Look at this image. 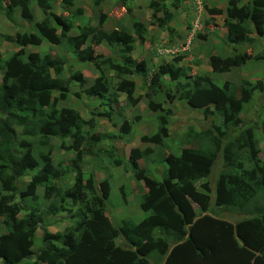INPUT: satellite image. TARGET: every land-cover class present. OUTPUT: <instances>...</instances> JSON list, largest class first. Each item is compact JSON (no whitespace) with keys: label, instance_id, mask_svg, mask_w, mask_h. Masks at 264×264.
Segmentation results:
<instances>
[{"label":"trees","instance_id":"trees-1","mask_svg":"<svg viewBox=\"0 0 264 264\" xmlns=\"http://www.w3.org/2000/svg\"><path fill=\"white\" fill-rule=\"evenodd\" d=\"M30 1L0 0V10L6 16L11 17L18 10L20 18L38 30V34L26 32L3 36L6 42L19 49L6 59L4 82L0 84V218L6 231L0 235L2 264H149V255L142 248L146 246L150 251L159 252L169 241L171 249L163 264H264V245L256 249L261 238L264 240V204L258 203L256 208L248 209L257 195L264 197V166L256 158V126L240 127L243 107L251 101L259 84L247 89L229 82L220 86L209 78V73L191 77L188 73L190 68L180 66V57L154 66L151 59L136 63L130 54L123 59H114L115 62L101 55L96 58L93 50H82L88 41L95 45L105 43L118 49L120 56V53L130 52L137 43L153 45L155 37L148 39L155 23L158 29L169 33L167 42L170 43L174 34L169 26L173 15L167 7L178 9L181 0H146L151 11L148 23L131 22L129 28L110 32L79 25L76 17L68 12L64 15L52 12L49 0H34L42 14L37 22ZM101 1L96 0L95 5ZM117 1L131 11L127 0ZM62 3L71 5L72 0H62ZM214 6L207 11L206 16L210 17L205 26L207 28L210 23L221 20L229 45L222 49L224 56H209L211 73L226 74L252 61L262 62L264 51L255 56L249 49L258 48L264 39V0H227L222 10ZM71 32L76 35L69 36ZM43 41L53 46L66 41L79 63L92 64L97 70L102 65L117 76L144 77L147 74L151 80L148 89L154 97L164 95V101L168 102L179 100L186 111L212 110L221 121L222 127L211 124L207 130L197 134L194 145L183 149L178 156L167 155L162 161L166 168L161 181L146 177L148 174L139 170L136 161L141 159V154L132 150L135 177L141 181V188L143 185L140 210L144 218L139 223L124 220L118 227L109 220H95L93 215L103 204L94 193L92 176L84 181L83 176L75 171L71 186L66 187L62 184L68 179L66 175L72 173V168L69 171L57 169L48 152H40L38 157L27 155L38 147L51 148L53 142H59L60 149L65 151L89 149L83 141L84 135L87 143L99 141L92 133L93 119L85 120L72 109L57 108L58 102L69 93V87L60 78L65 72L64 61L49 55L36 59L27 57V50L40 46ZM196 61L194 58L193 62ZM168 79L176 89H161L159 82ZM70 81L79 84L76 97L80 98L84 92L88 98H100L92 115L104 111L102 106H109L104 102L109 86L102 75L89 86L78 72L72 73ZM180 81L183 83L178 87ZM133 89V83H125L128 100H131ZM148 108L152 112L163 111L153 102L148 103ZM168 115H171L170 111ZM76 125L87 126L89 131L80 129L73 133ZM123 128L129 133L126 125ZM233 131L239 132L234 138ZM71 137L72 144H66L65 141ZM167 138L166 121L160 117L158 133L142 141L160 146ZM225 142L227 144L223 145ZM241 150L249 154V167H245L236 155ZM218 155L225 170L215 183V204L237 209L247 216L248 219L236 226L207 215L197 217L187 198L195 183L210 175ZM26 173L31 176L29 188H44L43 199L48 202V215L64 211L63 205L69 207L66 211H71L81 204L72 213L71 226L63 233H42V247L35 254L31 250L33 237L41 221L36 210L24 207L26 193L17 187L18 180ZM54 183L62 184L59 187ZM163 202L169 203L172 209L166 213L154 212ZM20 214L24 215L19 218Z\"/></svg>","mask_w":264,"mask_h":264},{"label":"rangeland","instance_id":"rangeland-1","mask_svg":"<svg viewBox=\"0 0 264 264\" xmlns=\"http://www.w3.org/2000/svg\"><path fill=\"white\" fill-rule=\"evenodd\" d=\"M95 1L96 0H72L71 5H65L62 3V0H49V4L54 13L64 15L65 12H68L73 15V17H76V23L79 25L82 24L95 30H103L105 32L129 28L131 22L141 21L148 23L151 19L149 15L151 14V11H149L148 2L146 0H135L136 2H132V4L131 0H127L126 4L131 7V11H129L127 7L122 6L117 0H102L98 5H95ZM185 1L186 0H181L180 9L183 7V9L187 11L188 18L185 17L184 11L176 12L177 9H175V12H172L170 10V12L178 14L175 19V28L177 31H174V38L172 36L173 39H171L173 46H178V48L173 47L175 49L172 50L178 55H176L177 57L182 58L180 66L191 69V71L189 69L188 72L191 77L196 76L198 73L201 75L209 73V78L220 86L225 82H229L245 86L247 89L253 85L259 84V88L252 95L251 101L243 107L241 113L242 123L240 127L248 124L256 126L254 130L255 148L257 151L256 158L258 159V163L264 166V60L258 63L252 61V63L242 66L241 68L233 69L226 74L219 75L211 73L208 65L209 56H224L222 49L225 45H229V43L227 42V39H225L227 37L224 38V36L219 35L218 30L215 33V36H211L213 39L212 43L202 40L201 36H204L205 32L208 31V28L205 26V22L208 20L206 15L208 14L207 11L214 6L212 4H217V6L214 7H216L217 10H222L227 0H204L203 4L206 5L203 6V9L206 8V10H204L205 12H196L198 13V17L194 10L191 7H188ZM30 7L36 15L37 22L40 21L42 14L34 0L30 1ZM167 10L169 9L167 8ZM191 16L194 17L191 18ZM192 29L194 30L192 43L188 46V49L186 48L184 50L185 46L188 44L186 40L191 35V31L189 30ZM183 30L186 33H182ZM26 32L38 34L36 26L25 23L20 18L18 10H15L11 17L6 16L3 11L0 10V84L4 82V63L6 59L19 49L15 44L6 42L3 39V36H12L16 33ZM150 33L151 35L148 41L152 40L153 36L156 40L155 34L162 35L161 38H159L161 42H163L164 39L167 41L168 36H163V33L166 34V32L158 29L156 23ZM209 33L210 35H213L211 32ZM74 35H76L75 32L69 34V36ZM155 40L152 42L153 45L149 42H146L143 45L137 43L132 47L130 52L120 53L121 57L119 56V51L117 52L118 49L110 48L105 43H101L97 46L92 41H88L82 50H93V54L96 58L101 55L103 57L112 58L113 60L118 58L123 59L130 54L136 63L141 62L142 59H151L153 65L155 64L154 66H158L166 60L171 61L176 57L173 56V58H171V56H169L170 54L165 53L159 57L157 55L158 50H166L161 48V46H165V43L157 44ZM193 40L195 41L193 42ZM262 41L261 46L258 48L249 49L251 55L253 54L256 56L260 54L261 51L263 53L264 39ZM169 42L171 44V41ZM170 44H168L169 47L171 46ZM27 51V57L30 59L49 55L54 59H61L64 61L65 72L60 78L63 83L69 87L70 93L67 94L65 99L58 102L57 108L60 109L65 107L76 110L85 120L92 119L90 112L98 104V100L93 99L90 101L84 96H81V98L76 97V88L79 85L76 82H71L70 76L72 73L74 74L77 72L82 74L86 80V86L90 85L99 75H102L107 79V84L109 86L107 95L112 96L113 98L111 102L112 105H110V111H112L113 115L108 121L101 118L98 120L93 119L94 129L92 133L95 134L98 132L103 136V139H101L99 143H87V137L84 135L83 141L88 144L87 146L89 149L82 148L77 151H65L60 149L59 142H53L51 148L38 147L29 151L27 154H32L35 157H38L40 152H43L44 154L48 152L51 162L57 169H66L69 171V169L72 168V173L66 175V178L68 179L65 180V183L63 182L64 184L61 183L66 187L71 186V180L73 179L75 171L83 176L84 181L89 179V176H92L94 193L96 194L97 199L100 201L102 200L101 202L103 204L101 209L93 215L95 220H109L114 226L119 227L124 220L137 224L144 218V215L140 210V203L143 200V185L141 188V181L137 180L135 177L136 171L131 165V150L140 149L141 159L139 161V166L144 174L148 173V175L145 176L161 180L163 176L161 170L164 168V165L161 166L162 168H159L160 164H158V160H162L168 154L178 155L182 148L189 147L191 144L194 145V139L197 134L207 130L211 124H216L217 126L222 127L221 121L215 117L212 110L205 112L193 110L184 113V110L181 109L176 117L171 115L166 116V126L168 131L172 132L174 127L183 125L184 123L186 125L192 124L190 127L192 130L181 131L176 137V141H174L175 139H164L160 146L144 143L141 141L143 138H151L158 133V119L164 115V113H158L155 114L157 116L155 117V115L147 109V104L150 101L155 100L154 102L161 103L165 100L164 95L154 97V94L149 91L148 84L150 76L146 79L117 76L102 65H100V69L97 70L92 64L79 63L66 41H63L59 46H53L47 41H43L40 46L30 47ZM193 58H197L198 61L194 63L191 61ZM128 80L132 81L135 85V95L141 96L140 104L138 105L129 102L125 97L124 85ZM182 83L183 81H180L178 87H180ZM158 85L162 87V90L166 91L174 88L176 89V87L173 88L174 85L169 80L166 82H159ZM188 119L190 121H188ZM123 123H127L130 129L128 134L130 136L126 138H124L125 136L123 137L125 134L119 130ZM80 129L84 130V132L89 131L87 126L79 127L76 125L73 133H76V130L80 131ZM238 133V131H233L232 138L238 135ZM65 142L70 145L73 142V138L71 137ZM225 144H227V142L223 145ZM236 155H239L240 160L243 161L245 167L250 166L248 160L249 154L246 150L238 151ZM224 170L225 166L223 160L221 156L218 155L212 168L211 175L208 178L195 183L189 191L187 198L191 202L192 208L197 215L205 212V215L208 216L210 213L220 220L239 225L241 221L247 218V216L215 207V183L219 174ZM30 179V173H26L23 178L18 180L17 187L19 191L26 193L23 200L24 207L36 210L37 216L41 221L38 225V230L33 237L32 252L35 254L42 247V233H63L67 227L71 226L72 213L76 208L79 209L81 204H78L77 207H73L74 209L71 211H66L69 207L63 205V208H66L64 211H58L53 215H48L46 213L48 202H45L43 199L44 188L35 187L34 190L29 188ZM54 184L61 187V184ZM258 203L264 204V197L260 194L257 195L256 200H253L250 203L249 209L256 208ZM171 209L172 207L169 203L163 202L155 208L154 212L166 213ZM23 215L24 214H20L19 218ZM5 233L6 231L2 224V219L0 218V235ZM169 243L170 241L159 252L150 251V248L146 246L142 248L146 255H149V264H163L171 249ZM263 245L264 240L261 238L256 249ZM166 250L168 252H166ZM0 264H2L1 261Z\"/></svg>","mask_w":264,"mask_h":264},{"label":"clouds","instance_id":"clouds-1","mask_svg":"<svg viewBox=\"0 0 264 264\" xmlns=\"http://www.w3.org/2000/svg\"><path fill=\"white\" fill-rule=\"evenodd\" d=\"M34 13V12H33ZM34 17H35V19H36V15L34 14ZM41 17H42V15H41ZM37 21V20H36ZM39 22V21H38ZM37 47V46H36ZM168 54V51H166V50H161V49H159L158 50V53H157V55L159 56V57H161V55L162 54ZM236 69V68H235ZM82 75V74H81ZM83 76V75H82ZM129 76V78H140V79H142V78H144V79H146V78H148L149 76H147V74L146 75H144V77H142V76H130V75H128ZM127 75H126V77H128ZM99 76H97L94 80H96L97 78H98ZM93 80V81H94ZM169 80V79H168ZM92 81V82H93ZM151 81V80H150ZM150 81H149V84H150ZM92 82H91V84H92ZM127 82H131V83H133L132 81H130V80H128ZM126 83V82H125ZM90 84V85H91ZM149 84H148V87H149ZM79 85V84H78ZM133 85H134V83H133ZM89 86V85H88ZM79 87V86H78ZM78 87L76 88V92H77V90H78ZM124 88H125V85H124ZM86 88L84 87V90H85ZM134 89H135V85H134ZM133 89V93H132V96H131V100H128V98L126 97V91H125V97H126V99L129 101V102H132V101H135L136 103L134 104L133 102V104L134 105H138V104H140V97L141 96H136L135 95V90ZM173 90V89H172ZM69 93H70V90H69ZM68 93V94H69ZM67 96V95H66ZM82 96H84V97H86L88 100H93V99H96V100H98V104L95 106V107H97L98 105H99V103H100V98H97V97H93V98H88L85 94H84V92H83V94H82ZM107 96V98L104 100V102L105 103H109V106L108 107H104V106H102L101 108H104V111H99L98 112V114L97 115H91L92 114V111L95 109V107H94V109L90 112V116L92 117V119H99V118H101V119H103V120H106V121H108V120H110L111 119V117H112V115H113V113H112V111H110V109H111V106L110 105H112L111 104V102H112V100H113V98H112V96H109V95H106ZM81 98V97H80ZM155 100H153V101H150V102H153V103H155V104H158V105H160L161 107H162V112H160V111H156V112H152L149 108H148V104H147V109H148V111H150V112H152L154 115L155 114H161V113H164V115H162L161 117L162 118H164L165 119V121H166V123H167V120H166V116H170V115H168V111H170L171 112V116H173V117H176V115L177 114H179L180 113V111H181V109L182 110H184L183 109V106H182V103H180L179 102V100H175L174 102H168V101H164V102H161V103H156V102H154ZM65 108V107H64ZM68 109H70V108H68ZM76 111V110H75ZM194 111H196V110H194ZM188 112V111H187ZM184 113H186V110H184ZM155 117H157L156 115H155ZM180 117V116H179ZM178 118V117H177ZM158 121H159V119H158ZM188 121H190L189 119H188ZM184 123V122H183ZM193 123V122H192ZM97 125H100V124H97ZM127 126V128L129 129V126H128V124L127 123H123L122 124V126L120 127V131L123 133V134H125V135H123V137L124 138H126V137H129L130 135H128L129 133L128 132H125L124 131V126ZM167 125V124H166ZM191 125L192 124H183V125H178V126H176V127H174V130L172 131V132H170V131H168V128H167V126H166V130H167V135H168V138L167 139H175L174 141H176L177 139H176V137L178 136V134L181 132V131H183V130H187V128H190L191 127ZM121 132H120V134H121ZM129 132H130V129H129ZM172 133V134H171ZM95 137L99 140L98 141V143L101 141V139H103L102 137L103 136H101L98 132H96L95 133ZM122 137V138H123ZM153 137V136H152ZM142 141V140H141ZM143 142V141H142ZM151 144V143H150ZM157 146V145H156ZM185 148H187V147H184V148H182L180 151H179V154L181 153V151L183 150V149H185ZM133 150H137L138 152H139V154H141V152H140V149H133ZM130 152H132V150L130 151ZM178 154V155H179ZM169 155V154H168ZM174 155V154H173ZM178 155H175V156H178ZM131 158H132V154H131ZM140 158H141V155H140ZM132 160V159H131ZM164 160V158L162 159V160H158V164H160V166H159V168L162 166V165H164V168H162V170H161V173L163 174V172H164V169L166 168V166H165V164L164 163H162V161ZM139 161H140V159H139ZM139 161L137 160L136 161V163L138 164V168H139V170L142 172V173H144L142 170H141V168H140V166H139ZM131 165H132V162H131ZM213 168V167H212ZM157 169V168H156ZM135 170V169H134ZM136 171V170H135ZM158 171V170H157ZM211 173H212V169H211ZM211 173H210V175H211ZM135 174H136V172H135ZM148 174V173H147ZM164 175V174H163ZM209 175V176H210ZM208 176V177H209ZM207 177V178H208ZM204 179H206V178H204ZM204 179H201V180H204ZM162 180V179H161ZM161 180H158V181H161ZM200 181V180H199ZM197 183V182H196ZM214 200H215V189H214ZM215 207L216 208H223V209H225V210H227V211H230V212H237V213H239V212H241V211H238L237 209H231V208H228V207H217L216 206V204H215ZM249 209V208H248ZM252 210V209H251ZM207 214V213H206ZM239 214H241V215H243L242 213H239ZM197 215V214H196ZM205 215V212H202L200 215H197V217H201V216H204ZM208 216H210V217H214V218H216L214 215H212V214H208ZM218 219V218H217ZM248 219V218H247ZM224 221V220H223ZM227 222V221H226ZM228 223H230V222H228ZM232 225H235L236 226V224H234V223H231ZM119 243V242H118ZM32 250V249H31Z\"/></svg>","mask_w":264,"mask_h":264},{"label":"crops","instance_id":"crops-1","mask_svg":"<svg viewBox=\"0 0 264 264\" xmlns=\"http://www.w3.org/2000/svg\"><path fill=\"white\" fill-rule=\"evenodd\" d=\"M186 3H187V5H188V7H191L193 10H194V12L196 13V12H204L203 11V6L204 5H206V4H203V2H204V0H186L185 1ZM181 3V2H180ZM215 6H217V4H215ZM169 10V12H170V10L172 11V12H175V10H172V8L170 7V6H168L167 7ZM150 11V10H149ZM148 11V12H149ZM181 11H184V15H185V17L186 18H188V14H187V11L186 10H184L183 9V7H182V9H180V7H178V9L176 10V12H181ZM171 12V13H172ZM197 14V17H198V13H196ZM150 15V17H151V14H149ZM172 15H173V20L171 21V23L169 24V26L174 30V31H177V29L175 28V19H176V17H177V15L178 14H176V13H172ZM203 15H206V14H203ZM194 16H191V18H193ZM205 17V16H204ZM208 18L210 17V16H207ZM150 19V18H149ZM197 19H199V18H197ZM199 21V20H198ZM198 24V23H197ZM207 28H208V31H206L205 32V34H204V36L202 37V39L203 40H206L207 42H211L212 43V41H213V39L211 38V36H215V33L217 32V30H218V32H219V35H222V36H224V38L227 36L226 35V30L223 28V23H222V21L221 20H216L215 22H212V23H210V25H208L207 26ZM189 31H191L190 33H191V35H190V37L186 40L187 42H188V44L185 46V48H184V50L187 48L188 49V46L192 43V36H193V32H194V30L192 29V30H189ZM185 31L183 30V32L182 33H184ZM209 32H211L213 35H210V33ZM186 33V32H185ZM164 35H166V36H169V33L167 32L166 34H164L163 33V36ZM155 36H156V43L157 44H162L163 42H161L160 40H159V38H161V36L159 35V34H155ZM173 38H174V36H173ZM172 38V39H173ZM226 39V38H225ZM196 40V39H195ZM195 40H193V42L195 41ZM198 40V39H197ZM164 42H165V46H161V48H163V49H166V51H168V54H170L169 56H171V58H173V56H176L177 54L172 50V49H175V48H173V47H176V48H178V46H173V44H172V40H171V44L170 43H168L167 41H165V39H164ZM168 44H170L171 46L169 47L168 46ZM98 46V45H97ZM178 56V55H177ZM176 56V57H177ZM194 59V58H193ZM167 61V60H166ZM191 61H193V60H191Z\"/></svg>","mask_w":264,"mask_h":264}]
</instances>
